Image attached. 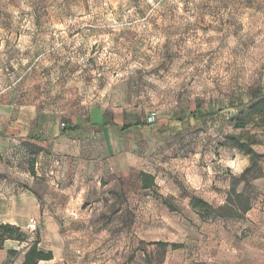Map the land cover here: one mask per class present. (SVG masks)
<instances>
[{
    "label": "rangeland",
    "instance_id": "obj_1",
    "mask_svg": "<svg viewBox=\"0 0 264 264\" xmlns=\"http://www.w3.org/2000/svg\"><path fill=\"white\" fill-rule=\"evenodd\" d=\"M256 91L264 93V0H0V102L12 95L79 124L101 115L108 157L124 169L122 181H91L88 196L72 202L88 208L83 214L52 213L59 200L39 198L49 213L20 229L26 243L8 240L0 264H20L35 241L69 264H89L103 248L92 238L114 236L121 225L122 264L159 263L163 248L153 239L167 224L201 219L191 197L223 206L221 197L210 201L211 179L227 175L231 187L249 166L226 137L240 133L239 104ZM197 107L210 119H182ZM246 130L264 149V127ZM262 169L259 159L247 174L251 186L237 187L250 205L264 206L253 184ZM3 185L10 181L0 172ZM9 200L0 196V219L23 217L8 214Z\"/></svg>",
    "mask_w": 264,
    "mask_h": 264
},
{
    "label": "crops",
    "instance_id": "obj_2",
    "mask_svg": "<svg viewBox=\"0 0 264 264\" xmlns=\"http://www.w3.org/2000/svg\"><path fill=\"white\" fill-rule=\"evenodd\" d=\"M108 126L101 115L85 124H79L73 118L61 121L58 117L45 116L31 105L13 100L12 95L9 99L5 96L0 102V172L7 176L10 185L1 187L0 196L11 199L7 204L8 214H21L23 217L0 219V224L24 229L28 227L29 219L44 217L49 210L39 204V198L59 200L60 204L52 213L83 214L88 208L76 203L88 196L91 181L98 186L110 175L115 181H122L123 164H114L108 157ZM257 146L252 149L261 156L263 175L253 184L264 198V149ZM140 174L150 176L144 171ZM218 176L210 181L213 185L210 201L217 202L220 197L226 199L229 191V176ZM220 181L224 185H220ZM16 182H22L20 190L15 186ZM34 182L36 187L41 183L45 188L36 189L34 186L33 189ZM201 199L210 205L203 196ZM74 200L75 205L72 204ZM53 225L57 232L55 240L62 244L65 238L60 236V226ZM167 226L153 239L154 246L162 247L163 252L159 254L160 262L152 264H264V206L251 205L241 219L202 220L198 217L193 225L183 220ZM170 228L175 233L169 232ZM119 230L114 236L92 238L94 245H103V248L93 260L90 254L89 264H111L112 258L116 263H123L122 225ZM77 238L85 242L91 240L86 236ZM7 242L4 243L5 248ZM111 246H115L114 251L108 248ZM8 250L15 249L9 247ZM49 251L53 258L38 264L70 263L61 254Z\"/></svg>",
    "mask_w": 264,
    "mask_h": 264
},
{
    "label": "trees",
    "instance_id": "obj_3",
    "mask_svg": "<svg viewBox=\"0 0 264 264\" xmlns=\"http://www.w3.org/2000/svg\"><path fill=\"white\" fill-rule=\"evenodd\" d=\"M241 111L238 113L237 118L234 120V128L239 129L240 133L228 135L227 141L231 146L243 152L249 158V166L244 169L239 178H233L231 187L227 193L226 202L223 206L213 207L198 197H191L190 206L192 209L198 211L202 220L209 219H241L245 213L250 209V199L247 197L245 191L237 192V187L244 183L245 186L250 187V181L247 174L252 167L256 166V162L261 159L252 147L259 145L260 142L256 139V134H251L246 130L247 125L250 123L258 128L264 127V93L261 91L252 92L250 99L246 104H239ZM211 113L202 111L197 107L194 112L189 113L182 119L205 120L210 119ZM142 177L149 179L147 175L142 174ZM146 186V184H145ZM8 240L23 244L27 242V236L21 230L10 224H0V250L3 248L4 243ZM176 248L177 245H172ZM17 251H8L9 259H13L17 255ZM53 258L51 252H45L38 248V242L35 241L29 245L23 261L21 264H38L41 261H50ZM9 264V263H7Z\"/></svg>",
    "mask_w": 264,
    "mask_h": 264
},
{
    "label": "built area",
    "instance_id": "obj_4",
    "mask_svg": "<svg viewBox=\"0 0 264 264\" xmlns=\"http://www.w3.org/2000/svg\"><path fill=\"white\" fill-rule=\"evenodd\" d=\"M30 224H31L30 226L33 227L34 226V221H31Z\"/></svg>",
    "mask_w": 264,
    "mask_h": 264
}]
</instances>
